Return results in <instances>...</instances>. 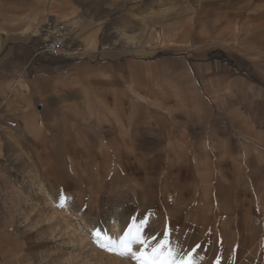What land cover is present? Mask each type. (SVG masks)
Listing matches in <instances>:
<instances>
[{"label":"crops","instance_id":"crops-1","mask_svg":"<svg viewBox=\"0 0 264 264\" xmlns=\"http://www.w3.org/2000/svg\"><path fill=\"white\" fill-rule=\"evenodd\" d=\"M33 1L38 0H0V182L29 166L30 172L41 168L51 183L68 172L71 162L78 168L103 156L120 159L133 172L134 144L153 139L161 146L159 185L169 156L179 181L168 189L179 187L185 198L174 208L179 212L190 206L196 213L188 220L191 240L203 244L209 234L199 226L204 215L216 228L208 253L222 228L229 239L226 248L241 249V264H264V43L258 36L240 35L243 28L233 17L227 27L237 42L221 39L226 29L219 16L213 21L218 27L214 38L228 43L192 44V60L182 59L174 78L163 79L169 60L119 58L99 40L97 28L67 44V54L80 46L84 56L46 55L44 26L34 32L30 26L48 10L71 8L54 7L53 0ZM28 15L35 22L21 19ZM80 18L68 16L73 24ZM153 77L158 80L154 90ZM153 93L165 110L150 107ZM167 94L175 98L174 107ZM89 128L107 131L106 146H77ZM12 186L17 187L0 183V193L15 191ZM10 203L0 201V210L13 208ZM200 203L205 212L199 213ZM8 226L0 212V264H22L21 238Z\"/></svg>","mask_w":264,"mask_h":264},{"label":"rangeland","instance_id":"rangeland-1","mask_svg":"<svg viewBox=\"0 0 264 264\" xmlns=\"http://www.w3.org/2000/svg\"><path fill=\"white\" fill-rule=\"evenodd\" d=\"M31 3L38 5L42 1ZM52 5H64L71 9L64 12L48 10L36 17L39 22L30 26V31H36L40 24L44 26L42 44L47 36V21L52 18L63 21L66 44L71 38L97 28L99 40L108 44L119 58L132 57L136 59L135 63L169 60L163 79L174 78L175 68L182 59L185 61L187 57L192 60L191 52L196 50L191 48L192 44L228 43L221 39L235 42V37L229 35L231 28L227 27L233 17L243 28L240 35L258 36L264 43V0H53ZM72 14L81 17L77 23L73 24L68 19L67 15ZM219 16H222L220 24L225 27L226 35L215 39L218 27L213 21ZM200 20L208 22L206 28L202 27L201 34ZM67 50L65 54H73L74 58L86 54L80 46L70 49L73 53L67 54ZM187 62L190 64V61ZM153 81L158 80L153 77L152 90L156 89ZM184 86H187L185 80ZM153 97L154 93L150 103L152 109L167 108L166 105H158ZM167 97L174 107L175 98L169 94ZM167 110L173 114V109ZM98 131L85 129V135L75 143L81 149L106 146L104 137L107 131L101 128ZM152 140L134 144L138 154L134 158L133 172L120 159L95 156L78 168L71 162L68 172L52 177L51 183L41 168L30 172L29 166L19 170V176L3 179L1 184L17 186L11 187L15 191L0 193V201H10V206H13L0 212L9 221L8 230L21 238L18 256L22 264H139L131 254H121L120 238L129 224L133 225V230L139 226L148 237L155 236L157 239L151 242L152 246L164 239L162 233L165 227L170 247L187 253L197 245V241L191 240L193 236L188 229L191 227L188 220L193 215L195 218L196 213L190 206L179 212L174 208L182 205L185 198L178 193L179 187L168 189L171 182L179 181L176 172H172L173 164L169 156L161 167L163 176L159 185L158 149L161 146ZM168 146L171 150L174 147L173 144ZM165 198L170 199L172 204H168ZM201 204L199 213L206 210L204 203ZM141 221H144L142 225ZM210 222L204 215L199 220V226L209 229V234L193 253L196 264H216L217 258L219 264H241L244 259L241 249L226 248L229 239L222 228L216 232V241L213 245L211 243L214 249L208 253L210 236L216 229L213 221L212 224ZM97 230L100 236L93 237L92 233ZM139 247L132 245L134 251H139ZM147 252L151 253V247Z\"/></svg>","mask_w":264,"mask_h":264},{"label":"snow or ice","instance_id":"snow-or-ice-1","mask_svg":"<svg viewBox=\"0 0 264 264\" xmlns=\"http://www.w3.org/2000/svg\"><path fill=\"white\" fill-rule=\"evenodd\" d=\"M144 221H141V225ZM93 237H99L100 232L94 231ZM162 235L163 240L152 246L151 242L156 241V237H148L144 235L143 230L137 226L133 230V225L129 224L125 230L124 235L120 238V245L123 249L121 254H131L134 259H138L139 264H196L193 259V253L196 252L200 245L197 244L192 247L187 253L181 252L178 248L170 247V241L168 239V229L165 227ZM133 244L139 245V251H134ZM151 247V253L147 252V249ZM216 264H219V258H217Z\"/></svg>","mask_w":264,"mask_h":264},{"label":"built area","instance_id":"built-area-1","mask_svg":"<svg viewBox=\"0 0 264 264\" xmlns=\"http://www.w3.org/2000/svg\"><path fill=\"white\" fill-rule=\"evenodd\" d=\"M52 19L47 21V36L43 41L42 51L51 57H61L65 55L67 49L65 27L63 21ZM77 50L80 51V49ZM38 106H40V102Z\"/></svg>","mask_w":264,"mask_h":264},{"label":"bare ground","instance_id":"bare-ground-1","mask_svg":"<svg viewBox=\"0 0 264 264\" xmlns=\"http://www.w3.org/2000/svg\"><path fill=\"white\" fill-rule=\"evenodd\" d=\"M40 3V2H39ZM39 5V4H38ZM32 7H33V5H32ZM43 7V6H42ZM40 8V7H39ZM41 9V8H40ZM45 9V8H44ZM34 10V9H33ZM39 11V10H38ZM67 17H68V15H67ZM22 20H32L33 22H35V19H34V16H31V15H28V16H24L23 18H21ZM203 23V22H202ZM217 23V22H216ZM201 24V23H200ZM204 24V23H203ZM203 24H201V25H203ZM203 27H204V25H203ZM201 30H203V29H201ZM201 33V32H200Z\"/></svg>","mask_w":264,"mask_h":264}]
</instances>
